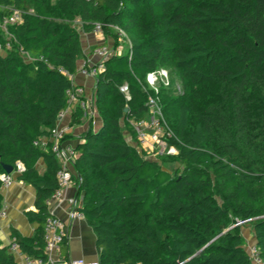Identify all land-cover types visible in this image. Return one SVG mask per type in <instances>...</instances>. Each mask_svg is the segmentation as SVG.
Listing matches in <instances>:
<instances>
[{"label":"trees","instance_id":"16d2710c","mask_svg":"<svg viewBox=\"0 0 264 264\" xmlns=\"http://www.w3.org/2000/svg\"><path fill=\"white\" fill-rule=\"evenodd\" d=\"M14 10L23 20L9 27L12 50L0 53V175L3 162L22 161L18 178L37 190L36 210L26 213L38 223L34 236L11 230L24 253L47 257L59 163L34 141L68 105V74L77 73L83 46L66 22L79 16L85 32L101 23L107 36L119 28L131 43L105 61L94 89L102 125L76 145V211L94 230L99 264H253L239 221L253 227L264 259V0H0V22ZM167 63L183 86L167 90L178 109L169 141L178 154L162 157H179L176 174L139 148L132 125L147 116V74ZM164 94L161 87L162 102ZM84 116L76 106L71 125ZM2 199L0 191V210ZM67 239L61 256L71 260ZM0 264H18L1 241Z\"/></svg>","mask_w":264,"mask_h":264},{"label":"built area","instance_id":"2783aa9c","mask_svg":"<svg viewBox=\"0 0 264 264\" xmlns=\"http://www.w3.org/2000/svg\"><path fill=\"white\" fill-rule=\"evenodd\" d=\"M23 14L20 10H14L12 15L0 22L1 28L8 30V38L4 43H0V50L12 49V41L14 36L9 32L11 25L22 22ZM122 38H126V34L119 28H116ZM104 31V25L96 23L92 33L99 34ZM92 52L99 58L97 63H85L78 72L87 77H92L96 80L99 73L105 68V61L115 54H122L112 46L104 43L96 45ZM68 74L67 72H65ZM169 72L161 67L157 70L149 72L146 77L145 90L148 91L149 97L147 101L148 112L145 118L134 120L132 122L134 131L138 141V146L144 150L148 157H158L162 155H177L178 150L175 145H170L169 141L175 138L173 129L168 125L165 114L160 90L162 86L170 85ZM72 81L73 87L68 91V105L62 110L58 117L57 125L50 131L47 136H43L34 141V145L42 150H50L59 163V170L57 179L59 188L53 197L64 198L65 191L71 186L75 185L74 176L76 173V161L78 158V151L76 145L68 140V135L71 130V117L76 106H81L85 110V116L88 112L91 113L92 102L86 98L85 87H80L76 84L75 74H68ZM121 91L130 99L129 87L127 84L121 86ZM26 167L22 161H17L16 168L10 174L3 173L0 175L4 186H10L13 181V173H22ZM70 203L75 205V214L79 217L85 218L84 214L76 211L79 205L75 198H70ZM50 202V200H49ZM81 205V204H80ZM53 213V212H52ZM7 210L2 208L0 210V217H4ZM54 214V213H53ZM246 222L239 221L236 225H245ZM67 236L65 224L61 219L56 217H49L45 224V253L46 258H36L22 251L21 246L16 238H13L9 244V251L20 258L18 264H99V262L88 263L82 260H67L61 256V248L64 238ZM250 258L253 264H264V259L261 255L257 244H250L247 247ZM55 254V255H54Z\"/></svg>","mask_w":264,"mask_h":264},{"label":"crops","instance_id":"0c3cea01","mask_svg":"<svg viewBox=\"0 0 264 264\" xmlns=\"http://www.w3.org/2000/svg\"><path fill=\"white\" fill-rule=\"evenodd\" d=\"M87 34L94 35L92 32ZM106 41H108L106 35H94L93 38L89 37L88 39H83V54L78 62V70L85 65V63L89 62V64H93L99 61V58L93 54L92 49L96 45L102 44ZM75 81L78 86L85 87L86 89V98H89L92 102V111L89 118L93 122V128L98 129L102 125V118L99 114L97 103L95 102L94 89L96 86V80L92 77L84 76L77 71L75 74ZM89 128L90 126H88L86 131ZM83 133L84 129L81 124L75 126L72 125L68 140L77 145L80 140H82ZM36 168L40 174L46 173L47 164L44 158H41L38 161ZM18 176V173H13V183L10 186L3 185L0 189L3 198L2 208L7 210L6 216L0 217V241L6 246H9L13 239L11 236L12 227L19 230L23 235L30 237L34 236L38 227V223L32 222L26 215L28 211L36 210L35 202L37 190L33 185L21 181ZM82 197L83 195L79 193L77 186L73 185L65 191L64 198L59 199L52 197L49 202V208L51 212H53L65 224L68 238V249L66 254L72 260H82L88 263H95L99 262V252L94 230L85 218L74 215L75 205L71 204L69 201L70 198H75L80 205L82 203ZM241 229L246 240V247L250 244H257L255 231L250 224L243 225ZM16 258L18 262L20 258L18 256H16Z\"/></svg>","mask_w":264,"mask_h":264},{"label":"rangeland","instance_id":"374dc122","mask_svg":"<svg viewBox=\"0 0 264 264\" xmlns=\"http://www.w3.org/2000/svg\"><path fill=\"white\" fill-rule=\"evenodd\" d=\"M50 1L52 2V4H57V2L59 0H50ZM66 23L71 24L74 28H76L78 30L79 36H80V39H81L82 43H83V39H88L89 37L93 38L94 35L95 36L106 35L104 31L99 33V34L88 35L87 32H85V30H84L83 22H82V20H81V18L79 16L67 21ZM112 30H113L112 31L113 34H110L108 36L106 35L108 37V41L109 42L106 41L104 43L106 45H108V44L111 45L112 48H114L117 51H121L122 54L127 53L130 50V46H131L130 41L127 38H122L120 33H119V31L116 28H114ZM7 31L8 30H4L0 26L1 38H3V39H7L8 38L9 35H8ZM9 32H10V30H9ZM84 42H85V40H84ZM15 44H16V42H15ZM10 50H12V49H2V50H0V53L3 54V55H6V54H8L10 52ZM17 51L19 52V55L21 56V58L25 62H28V63L36 62V59H37L36 56H34V55L22 50L21 48H17ZM164 68H165V70H167L169 72L168 73L169 74V79L171 80L170 85L162 86L163 88H166V94H164L165 98L163 99V102H164V105H165V111H164L165 113L164 114H165V119H166L168 125L172 128L173 125H174V122H175V120L177 118L178 109L175 106L168 105V103L171 100H173L172 97H171L172 94H170L171 92H169V91L173 90V91H175V94L182 93L183 92V86H182V82L180 81V78H179L178 74L175 72L174 67L170 63L165 64ZM167 90H169V91L167 92ZM91 108H92V106H91ZM99 114H100V112H99ZM90 116H91V113L88 112L87 115L84 116V120L81 123V125L83 126V129H84V132L86 131L88 126H90V127L93 126V122L89 118ZM124 133H125V135L127 134V140L129 142H132L131 141L132 139H130V135L127 132V130H125ZM152 158L162 160V161H159L160 166L164 170H167V171H169L172 174H176V170L184 168V165L182 164V162L179 159V157H174V158H171V159H163L162 156H160V157L158 156V157H152Z\"/></svg>","mask_w":264,"mask_h":264},{"label":"water","instance_id":"95a60500","mask_svg":"<svg viewBox=\"0 0 264 264\" xmlns=\"http://www.w3.org/2000/svg\"><path fill=\"white\" fill-rule=\"evenodd\" d=\"M125 111H128V108L125 109ZM2 166L5 170L6 173L10 174L14 171V166L12 164H8V163H2Z\"/></svg>","mask_w":264,"mask_h":264}]
</instances>
